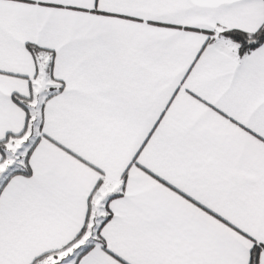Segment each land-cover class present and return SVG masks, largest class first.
Returning <instances> with one entry per match:
<instances>
[{
  "label": "snow or ice",
  "instance_id": "obj_1",
  "mask_svg": "<svg viewBox=\"0 0 264 264\" xmlns=\"http://www.w3.org/2000/svg\"><path fill=\"white\" fill-rule=\"evenodd\" d=\"M0 264H264V0H0Z\"/></svg>",
  "mask_w": 264,
  "mask_h": 264
}]
</instances>
